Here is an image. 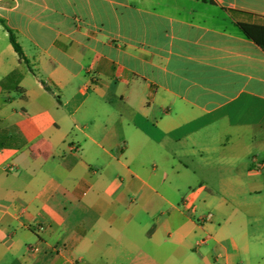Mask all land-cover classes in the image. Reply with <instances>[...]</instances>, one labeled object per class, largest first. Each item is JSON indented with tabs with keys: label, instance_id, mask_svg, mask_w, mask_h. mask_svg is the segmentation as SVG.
Returning a JSON list of instances; mask_svg holds the SVG:
<instances>
[{
	"label": "crops",
	"instance_id": "crops-1",
	"mask_svg": "<svg viewBox=\"0 0 264 264\" xmlns=\"http://www.w3.org/2000/svg\"><path fill=\"white\" fill-rule=\"evenodd\" d=\"M0 19V264H264V0Z\"/></svg>",
	"mask_w": 264,
	"mask_h": 264
},
{
	"label": "trees",
	"instance_id": "trees-1",
	"mask_svg": "<svg viewBox=\"0 0 264 264\" xmlns=\"http://www.w3.org/2000/svg\"><path fill=\"white\" fill-rule=\"evenodd\" d=\"M0 25L5 29L8 35V41L12 46L18 57L27 63L23 57L21 48L16 41L14 32L5 24L4 20L0 19ZM246 37L253 40L263 51H264V26L259 25H248V24H237Z\"/></svg>",
	"mask_w": 264,
	"mask_h": 264
},
{
	"label": "rangeland",
	"instance_id": "rangeland-1",
	"mask_svg": "<svg viewBox=\"0 0 264 264\" xmlns=\"http://www.w3.org/2000/svg\"><path fill=\"white\" fill-rule=\"evenodd\" d=\"M175 200H176V202L178 203V204H180V199H179V197H173Z\"/></svg>",
	"mask_w": 264,
	"mask_h": 264
}]
</instances>
